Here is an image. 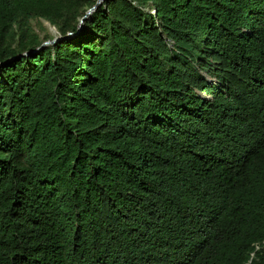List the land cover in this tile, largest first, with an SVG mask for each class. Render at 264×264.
I'll use <instances>...</instances> for the list:
<instances>
[{"label": "trees", "instance_id": "trees-1", "mask_svg": "<svg viewBox=\"0 0 264 264\" xmlns=\"http://www.w3.org/2000/svg\"><path fill=\"white\" fill-rule=\"evenodd\" d=\"M97 1L0 0V264H264V0Z\"/></svg>", "mask_w": 264, "mask_h": 264}, {"label": "rangeland", "instance_id": "rangeland-1", "mask_svg": "<svg viewBox=\"0 0 264 264\" xmlns=\"http://www.w3.org/2000/svg\"><path fill=\"white\" fill-rule=\"evenodd\" d=\"M84 26V23L82 24V27ZM39 32L41 33V36H44L47 32L54 34L56 37H59L60 34L58 33L57 29L52 26L49 22L43 23V28H39ZM52 41H46L44 44L49 45ZM210 81H216L215 79L209 78Z\"/></svg>", "mask_w": 264, "mask_h": 264}, {"label": "water", "instance_id": "water-1", "mask_svg": "<svg viewBox=\"0 0 264 264\" xmlns=\"http://www.w3.org/2000/svg\"><path fill=\"white\" fill-rule=\"evenodd\" d=\"M103 2V0H98L97 1V3L93 6V7H91L87 12H86V14L84 15V17L82 18V20H81V23H80V27H79V29L80 28H82V24L84 23V20L85 19H87V18H89V16L97 9V7L101 4ZM73 35H75L74 33H72V32H70L68 35H66V36H59V37H55V39H53V40H51L52 42L51 43H55L56 41H59V40H61V38H63V37H70V36H73ZM44 45H46V44H44Z\"/></svg>", "mask_w": 264, "mask_h": 264}]
</instances>
